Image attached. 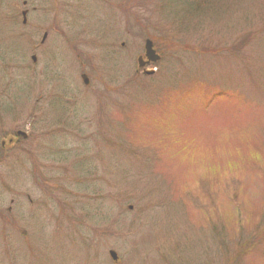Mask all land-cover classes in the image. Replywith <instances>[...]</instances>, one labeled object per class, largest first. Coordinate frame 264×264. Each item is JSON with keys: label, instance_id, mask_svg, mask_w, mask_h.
Segmentation results:
<instances>
[{"label": "rangeland", "instance_id": "1", "mask_svg": "<svg viewBox=\"0 0 264 264\" xmlns=\"http://www.w3.org/2000/svg\"><path fill=\"white\" fill-rule=\"evenodd\" d=\"M175 1L0 0V264H264V0Z\"/></svg>", "mask_w": 264, "mask_h": 264}, {"label": "water", "instance_id": "2", "mask_svg": "<svg viewBox=\"0 0 264 264\" xmlns=\"http://www.w3.org/2000/svg\"><path fill=\"white\" fill-rule=\"evenodd\" d=\"M145 55H146L148 61H152L153 62V61H156L157 60V56L155 55V52L152 49V43L149 40H147L145 42ZM32 59H33V61L35 60L34 57ZM138 63H139V66L140 67L143 66L142 59H139ZM146 74H152V72H146ZM82 79H83V81H84L85 84H88V80H87V78L85 76H83ZM109 255H110V257L112 258V260L114 262L117 261V255H116L115 252L110 251L109 252Z\"/></svg>", "mask_w": 264, "mask_h": 264}, {"label": "trees", "instance_id": "3", "mask_svg": "<svg viewBox=\"0 0 264 264\" xmlns=\"http://www.w3.org/2000/svg\"><path fill=\"white\" fill-rule=\"evenodd\" d=\"M175 1V0H174ZM176 2V1H175ZM192 2V3H191ZM191 3V4H190ZM190 3H188L189 4V7H190V10L192 11L193 10V7L191 6V5H193L194 3V5L195 6H197L196 8H194V9H197L198 8V10L199 11H201L202 9L203 10H206V9H208V7L211 5V2H208L207 0H190ZM174 4V3H173ZM177 4V3H176ZM177 6V5H176ZM186 10H187V13H190V10L189 9H187L186 8Z\"/></svg>", "mask_w": 264, "mask_h": 264}]
</instances>
